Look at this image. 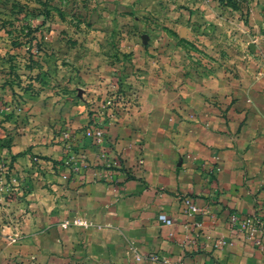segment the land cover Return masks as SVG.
Masks as SVG:
<instances>
[{
  "label": "crops",
  "instance_id": "crops-1",
  "mask_svg": "<svg viewBox=\"0 0 264 264\" xmlns=\"http://www.w3.org/2000/svg\"><path fill=\"white\" fill-rule=\"evenodd\" d=\"M218 71L190 89L180 84L173 99L157 93V105L171 113L147 110L106 129L96 120L105 129L99 145L82 136L91 126L83 128L77 163L63 166L64 141L57 137L39 146L35 133L10 132L13 152L33 144V153L48 157L38 164L48 169L40 175L45 188L34 181L27 196L35 210L27 228L31 264H264V249L226 221L231 212L253 213L264 188V53L239 62L236 75ZM143 88L142 101L152 93ZM27 155L13 165L20 168ZM183 196L203 211L184 216ZM160 213L173 223H160ZM73 217L91 226H60ZM220 238L225 244L214 246ZM137 254L158 261L136 260Z\"/></svg>",
  "mask_w": 264,
  "mask_h": 264
},
{
  "label": "rangeland",
  "instance_id": "rangeland-1",
  "mask_svg": "<svg viewBox=\"0 0 264 264\" xmlns=\"http://www.w3.org/2000/svg\"><path fill=\"white\" fill-rule=\"evenodd\" d=\"M263 53L264 0H0V264H31L27 196L48 171L33 144L12 151L10 132L51 146L98 119L168 114L157 93Z\"/></svg>",
  "mask_w": 264,
  "mask_h": 264
},
{
  "label": "built area",
  "instance_id": "built-area-1",
  "mask_svg": "<svg viewBox=\"0 0 264 264\" xmlns=\"http://www.w3.org/2000/svg\"><path fill=\"white\" fill-rule=\"evenodd\" d=\"M83 137L89 138L93 144L99 145L104 142L105 129L101 122L96 121L94 124L86 129L82 133ZM64 149L66 151V164L69 161L79 162L80 157L75 154L74 147L76 146L77 136L65 134ZM182 213L184 216H194L200 214L203 210L197 206L195 200L190 196L181 197ZM158 221L162 224L170 225L173 223V219L168 217L164 213L158 215ZM227 225L234 231L242 232L245 239L252 245L263 250L264 249V188L262 195L258 198L255 210L251 214H239L237 212H231L227 217ZM62 228H68L71 226L89 227L91 223L85 219L73 217L62 220L60 223ZM197 226L198 223H195ZM225 244V240L220 238L214 242V246H222ZM136 260L142 261H158L157 255H136Z\"/></svg>",
  "mask_w": 264,
  "mask_h": 264
},
{
  "label": "trees",
  "instance_id": "trees-1",
  "mask_svg": "<svg viewBox=\"0 0 264 264\" xmlns=\"http://www.w3.org/2000/svg\"><path fill=\"white\" fill-rule=\"evenodd\" d=\"M1 146H4V143H2V144H1ZM19 153H20V152H19ZM19 153H18V154H16V155H17V157L21 155V153H20V154H19ZM10 164H11V163H10Z\"/></svg>",
  "mask_w": 264,
  "mask_h": 264
},
{
  "label": "water",
  "instance_id": "water-1",
  "mask_svg": "<svg viewBox=\"0 0 264 264\" xmlns=\"http://www.w3.org/2000/svg\"><path fill=\"white\" fill-rule=\"evenodd\" d=\"M144 40H146V36H144V38H143Z\"/></svg>",
  "mask_w": 264,
  "mask_h": 264
}]
</instances>
